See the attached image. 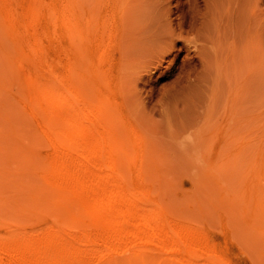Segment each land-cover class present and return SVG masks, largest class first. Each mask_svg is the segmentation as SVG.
<instances>
[{
    "label": "bare ground",
    "instance_id": "1",
    "mask_svg": "<svg viewBox=\"0 0 264 264\" xmlns=\"http://www.w3.org/2000/svg\"><path fill=\"white\" fill-rule=\"evenodd\" d=\"M121 1L98 0L88 10L79 0H0V205L10 211L0 216V264H240L244 257L230 250L224 216L222 241L154 186L143 137L114 95L109 50L126 29ZM18 17L32 32L23 42L5 32ZM254 208L264 213V199Z\"/></svg>",
    "mask_w": 264,
    "mask_h": 264
},
{
    "label": "rangeland",
    "instance_id": "2",
    "mask_svg": "<svg viewBox=\"0 0 264 264\" xmlns=\"http://www.w3.org/2000/svg\"><path fill=\"white\" fill-rule=\"evenodd\" d=\"M97 1L79 3L90 10ZM122 4L126 38L122 35L109 50L116 66L114 95L143 137L152 174L159 175L155 188L174 209L222 241L224 216L230 250L244 253L240 264H264V213L254 208L264 199V0ZM21 18L5 27L18 42L32 35ZM24 125L27 132L34 127ZM3 212L10 211L2 206L0 216Z\"/></svg>",
    "mask_w": 264,
    "mask_h": 264
}]
</instances>
